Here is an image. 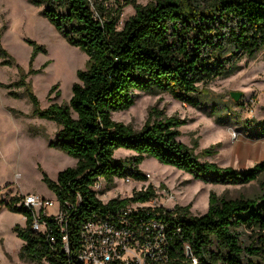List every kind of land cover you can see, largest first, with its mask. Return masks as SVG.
<instances>
[{"label":"trees","instance_id":"trees-1","mask_svg":"<svg viewBox=\"0 0 264 264\" xmlns=\"http://www.w3.org/2000/svg\"><path fill=\"white\" fill-rule=\"evenodd\" d=\"M92 1L98 18L91 0H33L43 7L42 13L67 41L88 58L84 68L77 71L78 81L73 84L67 103L53 102L41 107L21 69L20 79L14 83L26 87L32 115L57 124L58 130L49 144L77 159L75 166L60 171L56 180L43 174V181L57 200L62 205L66 201L73 205L67 219L71 253L64 251L54 219L43 217L56 244L50 245L45 234L34 231L30 219L25 226L15 224L13 229L23 240L21 259L80 264L76 253L85 221L116 205L149 201L157 196L150 184L130 197L114 198L104 204L91 189L93 183L99 177L108 184L127 176L145 180L139 165L146 157H154L206 183L245 184L264 173V160L242 170L202 160L203 155L215 154L216 145L197 153V144L189 146L181 141L179 127L186 123L185 119L152 109L144 126L135 129L113 118L114 112L134 104L136 91L168 92L181 102L209 109L204 85L238 70L242 56L254 57L264 49V0H149L146 4L119 0L111 8L103 5L104 0ZM128 4L135 13L118 28ZM42 50L46 49L34 44L31 63ZM0 57L2 64L13 62L1 46ZM10 93L21 96L16 91ZM210 110L230 115L227 106L217 103ZM219 119L226 121L220 116ZM261 126L264 131V124ZM119 148L132 150L135 155L116 158ZM19 199H1L0 208L6 206L25 214L23 207L16 205ZM174 212V220H170L171 214L162 216L172 228L177 224L181 227L180 232L172 233L170 264H192L186 246L198 264H263L264 191L255 197L237 198L211 192L205 213L191 214L190 205H176Z\"/></svg>","mask_w":264,"mask_h":264},{"label":"rangeland","instance_id":"rangeland-1","mask_svg":"<svg viewBox=\"0 0 264 264\" xmlns=\"http://www.w3.org/2000/svg\"><path fill=\"white\" fill-rule=\"evenodd\" d=\"M146 4L149 0H137ZM42 6L33 0H0V46L12 57V64H2L0 57V200H10L32 192L53 196L43 181V174L56 180L58 173L75 166L77 159L65 151L51 146L58 130L55 122L32 115L33 106L25 94V86L14 83L20 79V69L26 81L45 108L53 102L67 103L72 95V86L78 81L77 71L83 69L87 54L71 45L48 18ZM135 13V8L125 5L118 23ZM46 50L39 51L31 63L34 44ZM239 69L226 77H217L204 85L208 108H198L175 99L168 92L147 93L136 91L135 102L127 110L116 111L113 118L140 129L146 123L152 109L165 116L186 120L179 127V139L196 152L215 146V154L202 156V160L214 161L220 166H232L242 170L264 160V49L254 57L242 56ZM33 70V72H31ZM5 85H11L9 87ZM56 86L52 91L51 89ZM16 91L21 96H14ZM232 91H241L235 101ZM239 102L240 105H236ZM227 106V113H213L215 104ZM219 116L226 119L225 122ZM238 134L233 138V133ZM135 152L119 148L116 158L128 159ZM146 175L145 180L125 182L115 178L106 185L110 197H130L135 191L153 185L162 206L190 205L193 215L205 213L209 194L215 192L226 198L255 197L264 191V173L249 183H206L191 174L171 165L163 164L154 157H146L139 165ZM167 195H173L167 200ZM15 224L26 225L23 213L0 208V264H47L20 258L23 240L17 236ZM264 264V259H263Z\"/></svg>","mask_w":264,"mask_h":264},{"label":"built area","instance_id":"built-area-1","mask_svg":"<svg viewBox=\"0 0 264 264\" xmlns=\"http://www.w3.org/2000/svg\"><path fill=\"white\" fill-rule=\"evenodd\" d=\"M119 0H104L103 5L111 8ZM94 16L99 17L91 0ZM238 134L233 133V138ZM131 182L132 177L122 178ZM107 181L99 177L92 185L96 197L104 204L111 199L125 197H110V190L104 191ZM157 197V196H156ZM154 197L149 201H135L127 205L115 207L97 213L85 221L79 234V248L76 258L80 264H170L172 256V233L180 232L177 224L174 228L162 217L171 214V219L177 217L174 207L162 206ZM173 195L168 196L171 200ZM16 205L26 211L23 219H30L31 228L46 235L50 245L56 244V238L50 229L46 218L54 219L62 235L63 249L71 253L68 235L67 219L73 205L66 201L63 205L56 196H48L27 192L24 193ZM161 208V209H160ZM189 246H186V251ZM191 257L192 264H198L196 257Z\"/></svg>","mask_w":264,"mask_h":264},{"label":"water","instance_id":"water-1","mask_svg":"<svg viewBox=\"0 0 264 264\" xmlns=\"http://www.w3.org/2000/svg\"><path fill=\"white\" fill-rule=\"evenodd\" d=\"M231 96H232V98L235 101H238L240 99V97L242 96V92L241 91H232L231 92ZM187 254H188V256H191L192 255V252H191V248L190 247L187 248Z\"/></svg>","mask_w":264,"mask_h":264},{"label":"crops","instance_id":"crops-1","mask_svg":"<svg viewBox=\"0 0 264 264\" xmlns=\"http://www.w3.org/2000/svg\"><path fill=\"white\" fill-rule=\"evenodd\" d=\"M48 197H50V198H54V197H55V194L53 193V196H48Z\"/></svg>","mask_w":264,"mask_h":264}]
</instances>
